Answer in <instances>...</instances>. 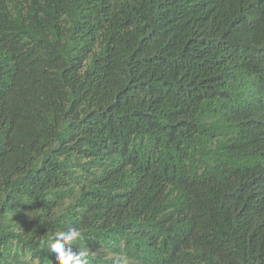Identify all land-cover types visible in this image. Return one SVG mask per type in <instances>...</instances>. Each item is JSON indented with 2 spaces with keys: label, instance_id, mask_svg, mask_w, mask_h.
I'll use <instances>...</instances> for the list:
<instances>
[{
  "label": "trees",
  "instance_id": "obj_1",
  "mask_svg": "<svg viewBox=\"0 0 264 264\" xmlns=\"http://www.w3.org/2000/svg\"><path fill=\"white\" fill-rule=\"evenodd\" d=\"M70 227L89 264H264V0H0V264Z\"/></svg>",
  "mask_w": 264,
  "mask_h": 264
},
{
  "label": "clouds",
  "instance_id": "obj_2",
  "mask_svg": "<svg viewBox=\"0 0 264 264\" xmlns=\"http://www.w3.org/2000/svg\"><path fill=\"white\" fill-rule=\"evenodd\" d=\"M83 238L82 230L77 227H70L67 231H56L47 242L48 251L54 254L56 264H89V250L86 247L78 250V253L72 252L73 244ZM32 264H40L39 258ZM114 264H130V260L127 257H118Z\"/></svg>",
  "mask_w": 264,
  "mask_h": 264
}]
</instances>
